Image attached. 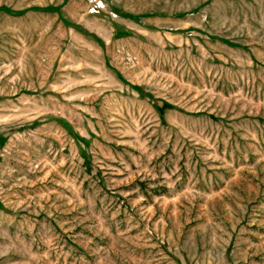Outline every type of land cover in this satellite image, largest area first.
Masks as SVG:
<instances>
[{"label":"rangeland","instance_id":"1","mask_svg":"<svg viewBox=\"0 0 264 264\" xmlns=\"http://www.w3.org/2000/svg\"><path fill=\"white\" fill-rule=\"evenodd\" d=\"M0 264H264V0H0Z\"/></svg>","mask_w":264,"mask_h":264}]
</instances>
